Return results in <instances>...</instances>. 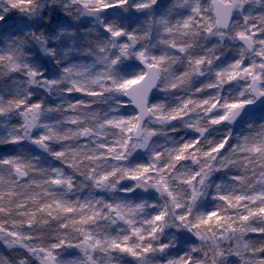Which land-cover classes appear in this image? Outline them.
Listing matches in <instances>:
<instances>
[{
    "label": "clouds",
    "instance_id": "obj_1",
    "mask_svg": "<svg viewBox=\"0 0 264 264\" xmlns=\"http://www.w3.org/2000/svg\"><path fill=\"white\" fill-rule=\"evenodd\" d=\"M103 2L115 4L117 0ZM144 3L151 6L139 7ZM102 8L100 0H0V157H14L31 165L23 185L43 182L46 173L62 170L72 178V188L47 187L64 200L143 205L133 217L138 226H144L155 214L166 212L160 233L149 241L155 249L151 255L137 262L119 252L89 253L95 264H170L185 254L193 257V264L264 261L258 251L264 248V238L254 236L251 226L243 233L219 240L210 235V230H201L198 237L177 219L189 210L195 218L220 207V202L213 199L218 187L249 192L256 186L250 168L242 163L227 164L226 159L239 160V153L230 148L208 168L210 161H194L191 154L186 161L177 163L172 159L175 153L170 151L183 142L199 139L197 152L203 153L210 142L231 136L235 146L243 137L264 131V96L258 94L264 85L257 82L253 86L243 77L228 85L226 77L220 81L217 76L237 61L264 62L258 55L264 51V0H155L154 4L152 0H127L124 6L113 10ZM219 9L224 12L223 19L217 14ZM186 21L188 27L184 26ZM254 26L260 35L247 41L238 39L237 33L251 34ZM117 31L125 36L115 37L113 33ZM140 52L148 57L167 58L150 97V105L162 106L164 113L180 106L181 98L197 102L221 95L237 98L244 90L254 103L224 126L212 125L213 116L195 105L185 119L178 121L160 120L156 118L158 113L145 112L139 134L131 137L125 161L89 159L103 154L102 145L114 141L122 144L128 139L121 130L108 127L107 122L137 111L123 107L129 101L116 91L115 84L148 71L137 58ZM198 59L210 63L196 68ZM151 75L149 72L150 78ZM212 84L215 89L209 87ZM173 85H177L175 90ZM94 91L103 95L84 94ZM36 104L40 107L34 108ZM85 131L87 134H83ZM43 136L49 137L44 145L33 143ZM15 139L21 142L12 143ZM56 152H64L65 157L56 159ZM156 154H160L159 160L155 159ZM153 164L169 166L166 183L175 201L163 186L157 189L122 179L126 168ZM92 169L95 175L116 169L119 174L106 184L97 185L90 179ZM196 172L201 173L203 184L185 183ZM0 174L15 178L8 168L0 167ZM237 174L247 175L248 180L233 185L231 177ZM193 189L200 193L195 203ZM18 191L27 194L28 188L22 186ZM176 204L182 208L178 210ZM63 219L43 227L38 225L34 231L47 238ZM90 227L101 235H122L127 231L120 222L101 221ZM69 237L76 239L78 233L70 232ZM164 244L169 247L159 251ZM193 249L201 251L195 254ZM72 255L81 264H89L85 255ZM0 260L4 264H41L39 253L29 252L20 242L6 244L3 240Z\"/></svg>",
    "mask_w": 264,
    "mask_h": 264
},
{
    "label": "snow or ice",
    "instance_id": "obj_2",
    "mask_svg": "<svg viewBox=\"0 0 264 264\" xmlns=\"http://www.w3.org/2000/svg\"><path fill=\"white\" fill-rule=\"evenodd\" d=\"M102 10H113L124 6L127 0H117L115 4L104 3L100 0ZM226 3L227 0H221ZM155 3V0H152ZM151 5L144 3L139 5L144 9ZM99 10V9H98ZM199 12V9L197 10ZM218 16L223 19L224 12L219 9ZM203 20V15L200 16ZM185 27L189 26V22H185ZM111 31V29H109ZM210 31V29H209ZM117 38L124 37L125 33L121 31L114 32ZM260 35L255 31L250 34L245 31L237 33L240 41L251 40L253 36ZM135 39V37H128ZM264 43V41H262ZM183 51V49H180ZM260 60L264 61V51L259 54ZM139 61L143 63L148 71L125 79L115 84L116 91L120 92L124 98L129 101L123 107H133L137 111L131 116L117 117L107 122L108 127L116 128L122 131L126 139L121 142L114 141L102 145V155L89 157V159H114L116 161H125L128 146L131 143L133 134H139L141 130V120L145 112L153 114L158 113L157 119L164 121H178L186 118L190 114L193 105L197 108L204 109L207 114L213 116L210 123L214 126H224L230 121H234L241 111H245L252 107L254 101L249 98L248 91L244 90L239 93L237 98L223 95L215 97L211 100L204 99L197 102L192 98H181L180 106L164 113L162 106L154 103L150 105V97L159 80V70L162 65L167 62L164 56L148 57L144 52L138 54ZM210 63L206 59H198L195 61V67L199 68L204 63ZM149 72L152 73L151 78ZM220 81H226L228 85L246 78L253 86L260 82L264 85V62L255 64L249 63L247 60L237 61L231 65L230 70L217 73ZM181 81L183 77L180 78ZM177 85H173L175 90ZM211 89H215L216 85H209ZM256 91L255 87L252 89ZM82 92V89H77ZM89 96H101L102 92L84 93ZM259 95L264 96V86L259 90ZM154 99V97H153ZM22 105H18L20 107ZM40 105H34L39 108ZM31 110V109H30ZM255 115V114H253ZM83 134H87L85 131ZM153 133H149L152 135ZM57 139H67V137H57ZM49 140L48 136L40 137L33 141L37 145H44ZM12 143H20L19 139L11 141ZM201 141L194 139L191 142H183L178 146L170 149L175 155L172 159L177 162H184L189 159L198 161L200 159L210 161L206 167L210 168L212 164L224 155L230 148L233 153H239V160H228V165L234 163H242L246 169L250 168L254 176V184L256 185L249 192H239L235 188L231 191L222 187L217 188V193L213 199L220 202V207H214L207 210L203 214L192 215L191 210L177 217L178 221L184 224L185 228L195 234L201 236V230H210V235L224 240L237 232L243 233L249 226L252 228V234L257 237L264 238V131H259L251 136H245L241 139V143L233 146L231 136L225 137L220 142H210V146L203 153H198ZM56 159H63L64 152H56ZM156 160L160 159V154H156ZM0 167L11 169L15 178L0 174V240L6 244L12 242H20L29 252L39 253L41 264H81L80 261L73 258V253L79 252L86 256L89 264H95L94 256L89 253L101 252H119L134 261H141L146 256L151 255L155 249L149 241L155 240L160 233L159 227L166 220V212L162 211L155 214L149 220L144 222V226H138L133 218L137 211L142 209L143 205L132 207L124 202H92V201H68L59 198L57 193L50 190L52 188H69L73 186L71 177L64 174L62 170L56 169L46 173V179L43 182L32 181L31 184L23 185L29 175L31 165L18 160L14 157H0ZM168 165L163 168L153 165H137L133 168H126L122 179L129 183L143 182L159 189L163 186L164 191L169 197L175 201V195L170 191L166 183V173ZM259 169V171H258ZM220 170V169H217ZM93 175L90 179L97 185H103L112 180L119 174V169L110 173H101L95 175V170H90ZM233 185H239L248 180L247 175H233L231 177ZM197 182L203 184L201 173L196 172L185 183L195 185ZM22 186L28 188L27 194H22L18 189ZM200 193L195 189L192 191V202L195 203ZM43 197V199H42ZM179 210L182 205L176 204ZM11 217V219H8ZM18 218V219H17ZM63 219L59 227L47 238L42 232L34 231L37 226H46L51 221ZM101 221L116 223L120 222L127 227V231L122 235H101L92 231V225H97ZM70 232L78 233V238L71 239ZM43 243H36L38 241ZM35 244V246H32ZM169 246L164 244L159 251H165ZM200 249H193V253L199 254ZM259 254L264 255V248L259 249ZM255 254V253H253ZM0 264H4L0 260ZM170 264H193V257L185 254L178 256ZM258 264H264L259 261Z\"/></svg>",
    "mask_w": 264,
    "mask_h": 264
}]
</instances>
